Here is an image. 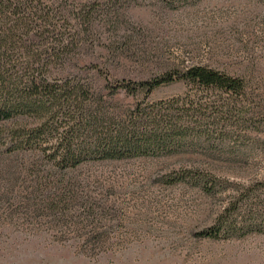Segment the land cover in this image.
Returning <instances> with one entry per match:
<instances>
[{"label": "rangeland", "instance_id": "374dc122", "mask_svg": "<svg viewBox=\"0 0 264 264\" xmlns=\"http://www.w3.org/2000/svg\"><path fill=\"white\" fill-rule=\"evenodd\" d=\"M40 1L77 30L59 73L90 80L113 105L146 93L109 96L104 75L145 80L200 64L246 79V115L226 121L213 146L68 169L0 145V264H264V0ZM220 92L175 81L149 99ZM196 169L215 174L212 192ZM235 201V225L202 235Z\"/></svg>", "mask_w": 264, "mask_h": 264}, {"label": "trees", "instance_id": "16d2710c", "mask_svg": "<svg viewBox=\"0 0 264 264\" xmlns=\"http://www.w3.org/2000/svg\"><path fill=\"white\" fill-rule=\"evenodd\" d=\"M76 17L83 29L90 25L85 12ZM71 20L53 3L0 0V145L5 151L36 152L59 169L91 160L168 156L213 146L229 134L226 121L245 118L246 79L200 64L145 80L112 82L104 75L109 96L146 93L130 107L113 105L90 80L59 73L77 41ZM175 81L221 92L214 99L197 94L149 99L156 88ZM196 170L191 178L212 192L215 174ZM185 173L175 181L186 180ZM238 209L237 201L230 202L219 227L201 234L218 237L223 227L232 228Z\"/></svg>", "mask_w": 264, "mask_h": 264}]
</instances>
